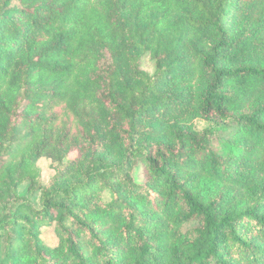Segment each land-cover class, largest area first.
I'll list each match as a JSON object with an SVG mask.
<instances>
[{"label":"trees","instance_id":"1","mask_svg":"<svg viewBox=\"0 0 264 264\" xmlns=\"http://www.w3.org/2000/svg\"><path fill=\"white\" fill-rule=\"evenodd\" d=\"M0 264H264V0H0Z\"/></svg>","mask_w":264,"mask_h":264},{"label":"rangeland","instance_id":"2","mask_svg":"<svg viewBox=\"0 0 264 264\" xmlns=\"http://www.w3.org/2000/svg\"><path fill=\"white\" fill-rule=\"evenodd\" d=\"M199 127H205L206 123L203 121L198 120ZM37 166L40 170V174L43 181L49 180L55 173V166L56 163L52 161L49 157H40L37 160ZM134 176L137 178L138 181H141L143 177L141 176V167L135 166ZM29 181L22 182L19 186V191L21 194L28 193L29 189ZM33 202L36 204L37 207H40V193L35 192L33 195ZM42 238L49 243L50 245H55L58 242V237L56 235L55 229L52 226H48L43 228L42 230Z\"/></svg>","mask_w":264,"mask_h":264}]
</instances>
